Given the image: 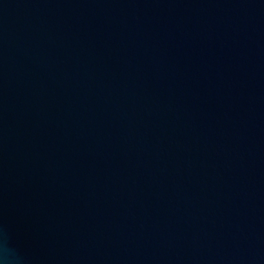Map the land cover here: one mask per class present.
<instances>
[{
    "label": "water",
    "instance_id": "water-1",
    "mask_svg": "<svg viewBox=\"0 0 264 264\" xmlns=\"http://www.w3.org/2000/svg\"><path fill=\"white\" fill-rule=\"evenodd\" d=\"M0 264H264V0H0Z\"/></svg>",
    "mask_w": 264,
    "mask_h": 264
},
{
    "label": "clouds",
    "instance_id": "clouds-1",
    "mask_svg": "<svg viewBox=\"0 0 264 264\" xmlns=\"http://www.w3.org/2000/svg\"><path fill=\"white\" fill-rule=\"evenodd\" d=\"M7 251V250H6Z\"/></svg>",
    "mask_w": 264,
    "mask_h": 264
}]
</instances>
